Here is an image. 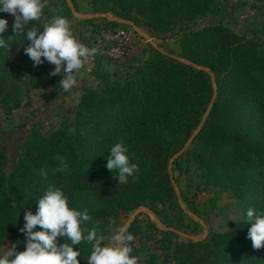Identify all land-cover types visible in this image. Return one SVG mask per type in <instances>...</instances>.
<instances>
[{"label":"trees","instance_id":"trees-1","mask_svg":"<svg viewBox=\"0 0 264 264\" xmlns=\"http://www.w3.org/2000/svg\"><path fill=\"white\" fill-rule=\"evenodd\" d=\"M62 2L68 12L69 4L76 11V0ZM92 2L93 12L101 17L79 19L88 24L98 20L92 32L124 28L113 20L118 18L156 34L191 24L214 13L219 4V0ZM46 11L45 5L42 13ZM42 15L16 34L14 15L0 12L8 21L3 35L10 44L9 51H0V110L4 113L20 107L23 87L61 88L62 76L49 75L54 65L45 61L34 66L24 52L30 43L26 32L47 23ZM179 45V57L150 47L144 62L128 64L124 74L113 80L105 76L97 88L84 89L72 127L62 123L47 137L32 132L9 173H5L8 158L0 149V248L16 244L17 250L24 249L26 238L19 231L25 223L24 212L35 213L36 200L53 185L76 208L77 196L89 195L94 201L89 221L97 226L117 222L121 213L139 207L158 215L156 207L165 206L170 216L164 228L146 222L148 239L159 252L150 256L149 264H264V246H252L247 236L251 225L243 223L248 208L264 211V53L255 41L220 23L183 35ZM196 130L183 156L201 173V191H230L243 211L242 219L232 222L229 231L211 233L197 242L181 236H192L197 228L184 223L186 215L170 174L181 173L182 156H173ZM117 142L128 147L130 162L138 165L126 184H118L116 170L112 173L105 167ZM64 164L67 168L58 171ZM41 169L46 175H41ZM179 196L189 204L180 191ZM128 231L135 238L142 232L135 220ZM63 242L59 237L58 243ZM77 247L81 264H87L91 247Z\"/></svg>","mask_w":264,"mask_h":264},{"label":"rangeland","instance_id":"rangeland-1","mask_svg":"<svg viewBox=\"0 0 264 264\" xmlns=\"http://www.w3.org/2000/svg\"><path fill=\"white\" fill-rule=\"evenodd\" d=\"M92 1L76 0V11L72 8L69 9V12L62 0L46 1L47 11L42 13V18L48 22L54 16H64L69 20L73 34L80 42L88 47L98 48V44L100 47L97 54L80 70L77 84L73 88L63 91L61 88L29 85L23 87L21 105L17 110L9 113L0 110V149L5 151L8 158L5 173L12 170L13 164L20 155L23 141L32 132H38L47 137L62 123H67L72 127L73 113L83 90L97 88L105 76L113 80L115 77L124 74L128 64L144 62L150 54V47L179 57V42L183 35L208 24L220 23L236 34L255 41L258 50L264 53V4L257 0H219L218 8L214 13L207 14L191 24L176 25L166 34H156L145 27H140L137 29L138 32H135L134 28L129 25H125L124 28H116V31L125 32L127 47L124 58L113 61L107 58L103 51L111 47L114 40L103 39L99 32H92L93 25L98 20L91 24L79 22V19H84L85 16L97 15L95 19L101 17V15L93 12ZM189 146L190 144L178 155L182 156L181 173H170L171 177L176 180L175 186L189 201L187 204L179 196L180 205L186 215L184 223L190 228H197V231L192 235L195 238L203 236L206 238L215 232H227L231 229L232 222L242 219V204L231 195L230 191L221 189H214L209 192L201 191L203 182L201 173L196 170L188 158L183 156ZM85 208L88 209L90 215L94 208V201L89 195L80 194L77 196V209L82 211ZM137 209L121 213L118 221L112 224L97 226L87 221L82 227L85 229V234L88 229L96 227L107 240L113 230L118 225H124ZM156 210L158 215L143 207L138 210L133 219L142 231L141 235L134 238L131 243L133 248L131 254L138 257V264H149V258L152 254L159 255L153 241L148 239L149 232L146 230V222H152L158 229L164 228L165 226L162 224L166 222L170 212L161 205H158ZM194 224L197 227H194ZM78 246L91 247V244L82 240ZM8 247V244L3 245L0 248V255L4 254Z\"/></svg>","mask_w":264,"mask_h":264},{"label":"clouds","instance_id":"clouds-1","mask_svg":"<svg viewBox=\"0 0 264 264\" xmlns=\"http://www.w3.org/2000/svg\"><path fill=\"white\" fill-rule=\"evenodd\" d=\"M46 5V0H0V12L14 15L13 31H23L29 21L38 20ZM8 28L6 18L0 17V51H9L10 44L3 33ZM26 40L30 41L24 48L25 54L33 61L34 66L45 61L54 65L50 76L61 75L59 86L68 91L77 84V77L85 64L99 51L96 47H88L73 34L69 20L64 16H54L42 29L32 26L26 32ZM129 149L123 142H117L110 148L105 167L116 170L114 177L118 184H126L128 177H134L138 170L136 163H131ZM67 168L57 169L63 171ZM41 175H46L41 169ZM245 224H250L247 236L254 248L264 246V211L248 208L245 213ZM25 223L19 229L25 235L24 249L17 250L16 244L7 248L0 255V264H81V249L77 247L81 241L91 244L87 264H138V257L131 255L133 248L130 242L134 235L128 231L127 225H118L110 238L100 234L96 227L85 229V222L91 219L88 209L82 211L70 206L69 197L64 191L53 185L45 190L36 200V211H25ZM36 226H40L38 230ZM63 237L64 242L58 243ZM65 238H67L66 242Z\"/></svg>","mask_w":264,"mask_h":264},{"label":"built area","instance_id":"built-area-1","mask_svg":"<svg viewBox=\"0 0 264 264\" xmlns=\"http://www.w3.org/2000/svg\"><path fill=\"white\" fill-rule=\"evenodd\" d=\"M101 37L106 40H114V43L107 50L103 51V53L113 61H119L124 58L126 55V47H127V36L124 31H109L105 29H101L99 31ZM99 48L100 45L98 44Z\"/></svg>","mask_w":264,"mask_h":264},{"label":"water","instance_id":"water-1","mask_svg":"<svg viewBox=\"0 0 264 264\" xmlns=\"http://www.w3.org/2000/svg\"><path fill=\"white\" fill-rule=\"evenodd\" d=\"M69 7H70V9H72V7H71L70 4H69ZM85 17H86V18H94V17H97V15H90V16H85ZM113 20L116 21V22H118V23H120V24H123V25H127V26L129 25V26H132L131 23H129V22H127V21H124V20H121V19H118V18H114ZM132 27H133V26H132ZM133 28H134V27H133ZM134 30H135V32H138L137 28H134ZM145 37H146V36H145ZM186 63H187L188 65H191V66L195 67V68L203 69L204 71H207V72H208L207 69L197 67V66H195V65H193V64H191V63H189V62H186ZM211 77H212V80H213V76H212V75H211ZM210 106H211V104H210ZM210 106H209L208 110L210 109ZM208 110H207V112L205 113V116H204V117H206V115H207V113H208ZM203 120H204V118H203ZM202 122H203V121H202ZM202 122H201V124L198 126L197 130H199V128L201 127ZM197 130H196L195 132H193V134L189 137V139H188V141L186 142V144L184 145V147H183V148H182L177 154H175V156L173 157V159H175L179 154H181V153L187 148V146L192 142L193 138H194L195 135H196ZM172 184H173V186H174V191H175L177 197H179V190H178V188L175 186L174 182H172ZM142 208H143V207H139V208H138V209L132 214V216L127 220V222H126L124 225L129 226V225L131 224V222L133 221V219H134L136 213L138 212V210H139V209H142ZM151 215H153V214L151 213ZM194 218H196V217H194ZM204 229L206 230V227H205V226H204ZM181 236L184 237V238H186V239H188V240L195 241V242H197V241H203V240L205 239V236H203V237H201V238H195V237H193V236H187V235H183V234H181Z\"/></svg>","mask_w":264,"mask_h":264}]
</instances>
